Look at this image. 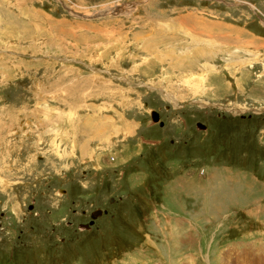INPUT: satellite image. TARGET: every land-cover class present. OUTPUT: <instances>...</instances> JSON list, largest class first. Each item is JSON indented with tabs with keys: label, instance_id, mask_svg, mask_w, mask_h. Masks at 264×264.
<instances>
[{
	"label": "rangeland",
	"instance_id": "374dc122",
	"mask_svg": "<svg viewBox=\"0 0 264 264\" xmlns=\"http://www.w3.org/2000/svg\"><path fill=\"white\" fill-rule=\"evenodd\" d=\"M249 170L264 0H0V264H264Z\"/></svg>",
	"mask_w": 264,
	"mask_h": 264
},
{
	"label": "bare ground",
	"instance_id": "6f19581e",
	"mask_svg": "<svg viewBox=\"0 0 264 264\" xmlns=\"http://www.w3.org/2000/svg\"><path fill=\"white\" fill-rule=\"evenodd\" d=\"M121 6H122V5H121ZM220 35H221V33L219 34V36H220ZM224 37H225V36H224ZM224 37H223V38H224ZM215 39H216V38H215ZM224 41H226V42H227V40H224ZM222 43H223V42H222ZM184 62H185V61H184Z\"/></svg>",
	"mask_w": 264,
	"mask_h": 264
}]
</instances>
